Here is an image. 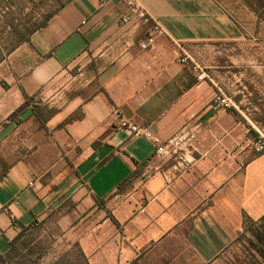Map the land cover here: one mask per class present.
I'll use <instances>...</instances> for the list:
<instances>
[{"label":"crops","instance_id":"0c3cea01","mask_svg":"<svg viewBox=\"0 0 264 264\" xmlns=\"http://www.w3.org/2000/svg\"><path fill=\"white\" fill-rule=\"evenodd\" d=\"M136 1L148 21L132 15L125 24L127 0H71L28 43L29 73L7 91L15 100L0 101V120L22 101L25 120L40 127L39 100L59 113L44 124V143L31 147L35 157L0 180V253L22 225L57 214L63 238L88 264H216L243 231L244 214L264 216V154L247 150L249 130L233 109L215 107L221 88L199 80L191 54L193 45L239 46L246 24L217 0ZM156 28L162 33L143 49ZM77 68L81 86L70 81ZM114 108L163 140L196 130L192 165L158 159L151 141L119 128ZM10 127L0 124V137Z\"/></svg>","mask_w":264,"mask_h":264},{"label":"rangeland","instance_id":"374dc122","mask_svg":"<svg viewBox=\"0 0 264 264\" xmlns=\"http://www.w3.org/2000/svg\"><path fill=\"white\" fill-rule=\"evenodd\" d=\"M68 1L0 0V101L5 98L15 100V93L7 91L11 85L20 86L31 67V51L28 43L20 44L19 35L28 36V29L43 23ZM217 1L236 20L246 24L247 38L239 46L223 43L213 50L193 45L191 54L200 68L221 88L219 93L225 95L231 105L229 108L238 111L240 120L245 122L249 130L246 147L252 150L250 141H264V0ZM252 12L263 24L255 25ZM259 31L263 38L255 42L250 35ZM222 64L224 71L216 68ZM78 69L73 71L77 78L70 80L75 86L84 82V76H78L82 74ZM211 71H216L215 75ZM47 107L46 102L39 100L34 109L46 112ZM5 109L9 116H2L0 124L11 127L0 137V177L19 161L30 162L36 155L31 147L44 143L45 137L44 125L40 127L36 119L25 120L29 108L23 101L20 104L14 102ZM74 115L78 116V113L71 116ZM59 218L57 214H50L28 230L7 264H88L78 245L63 238ZM241 233L216 264H263L264 259L255 247V238L251 233L239 237Z\"/></svg>","mask_w":264,"mask_h":264},{"label":"built area","instance_id":"2783aa9c","mask_svg":"<svg viewBox=\"0 0 264 264\" xmlns=\"http://www.w3.org/2000/svg\"><path fill=\"white\" fill-rule=\"evenodd\" d=\"M130 15L123 17L125 24L131 21V16H136L141 20L148 21L146 10L141 7L136 0H127ZM161 30L156 28L145 41L141 43L143 49H148L153 46L156 41V36L161 34ZM182 61H185L184 59ZM199 80L204 81L210 79L205 70H201ZM215 107L229 108L231 105L225 98L223 93H219L214 100ZM113 117L119 128L127 131L133 138H146L155 146V156L160 160H176L178 165L189 168L195 160V141L197 139V132L194 129L183 128L181 131L172 137L163 140L150 127L139 126L128 120L123 116L121 111L117 108L113 110ZM251 149L257 153L264 152V141L262 139L250 141ZM204 156H207L204 154ZM144 212V210H142Z\"/></svg>","mask_w":264,"mask_h":264},{"label":"trees","instance_id":"16d2710c","mask_svg":"<svg viewBox=\"0 0 264 264\" xmlns=\"http://www.w3.org/2000/svg\"><path fill=\"white\" fill-rule=\"evenodd\" d=\"M70 1H68V2H70ZM65 5H66V3L58 11H56L55 13L49 15L44 20L43 23L39 24L38 26H35L33 28L28 29V31H27L28 32V36L26 34L25 35L24 34L19 35L20 36V39H19L20 44H22V43H30L32 37L36 33L41 32L45 27H47L49 25V23L51 22V20L64 8ZM14 50H12V51H14ZM101 93H103L105 95V97L107 98V100L109 102H111L109 96L107 95V93L104 90H101ZM24 97H25V100L27 102L34 101V97H29L25 93H24ZM34 111L38 114L39 119L41 120L43 125L46 124L48 121H50L54 116H56L59 113L58 109H55V108L50 109L48 107H47V111L46 112H43L42 110L38 112V111H36V109H34ZM233 111L237 115H239V113H237L234 109H233ZM77 118H78V116H75V115L71 116L64 122V124L65 125L70 124V123L76 121ZM263 154H264V152L258 153V155H263ZM10 168L1 175L0 180L7 175V173L10 170ZM125 184H126V182H125ZM34 226L35 225H29V226H23L22 225V229H21L20 233L18 234V236L14 240L9 242V245H10L9 251L7 253H5V254L0 253V264H7L8 259L11 258L13 252H15L17 250L18 242L21 240L23 235L28 230H30L32 227H34ZM241 232H240L241 235L239 237H242V236L246 237V235L249 234V233L252 234V236L256 240L255 247L258 248L260 256L264 259V216L259 221H255L249 215H247L245 213L244 214V222H243V231H241ZM253 243L254 242L252 241V244ZM82 255H83V253H82ZM263 264H264V262H263Z\"/></svg>","mask_w":264,"mask_h":264}]
</instances>
